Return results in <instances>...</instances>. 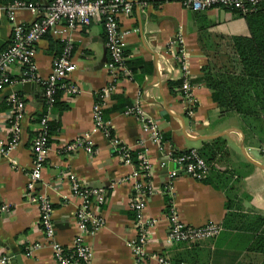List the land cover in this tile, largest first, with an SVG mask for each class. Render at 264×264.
<instances>
[{"label": "crops", "instance_id": "1", "mask_svg": "<svg viewBox=\"0 0 264 264\" xmlns=\"http://www.w3.org/2000/svg\"><path fill=\"white\" fill-rule=\"evenodd\" d=\"M17 1L25 5L16 8L14 18L8 12L0 18V52L12 42L15 24L32 25L53 2ZM129 1L131 13L122 14L119 20L132 76L120 75L115 91L104 96L103 118L110 134L96 126L94 117V106L110 81L103 20L70 29L64 19L56 32H49L36 44L34 62L42 80L50 75L54 58L71 47L70 57L77 69L69 81L81 90L73 98L63 93L66 109L51 112V119L59 120V130L49 142L42 178L36 184V191L52 201L56 241L73 249L80 234L76 212L81 200L72 196L66 177L71 172L86 187L104 189L108 194L105 204L95 206L105 224L87 237L94 252L89 264H135L129 243L138 237L139 229L130 202L141 172L134 161H122L115 140L138 156L145 153L153 167L154 192L145 210L152 222L147 246L151 258L146 264H160L158 256L172 264H264V253L251 250L258 220L264 218V141L258 129L254 132L239 114L225 115L203 80L207 67L214 72L239 70L232 39L250 35L246 18L219 7L193 10L180 0ZM51 39L65 47L51 50ZM186 60L197 101L193 114L180 87L174 86L184 79L182 63ZM10 74L14 83L0 88V139L8 136L11 94L22 97L27 109L20 144L0 155V207H11L9 212H0V248L15 259L21 258V262L14 259V264H57L40 224L39 208L26 203L25 198L34 170L33 140L45 105L44 90L37 82L27 88L18 66L11 67ZM137 100L158 121L162 146L149 139L135 116L126 114ZM86 136L93 152L84 148L70 154L63 151L67 144ZM219 137L226 139L229 154L205 179L192 178L175 161L180 153L200 149ZM172 172H176L173 177ZM174 215L188 226L217 223L224 229L217 238L192 246L170 244L169 223ZM35 244L43 247L27 256L26 250Z\"/></svg>", "mask_w": 264, "mask_h": 264}, {"label": "built area", "instance_id": "2", "mask_svg": "<svg viewBox=\"0 0 264 264\" xmlns=\"http://www.w3.org/2000/svg\"><path fill=\"white\" fill-rule=\"evenodd\" d=\"M183 5L193 10H206L213 7L237 8L243 13L249 12L264 0H180ZM22 1H16L9 6L0 5V18L5 12L14 18L15 10L24 6ZM133 5L129 0H53L42 19L34 22L30 26L15 24L12 34V42L8 47L0 52V85L5 86L14 83L10 69L18 66L21 69V82H37L43 86L45 103L48 105V112L43 116L38 125L36 136L33 140L34 170L28 183L26 193V203L36 205L40 211V224L46 233L49 246L53 249V256L57 264H89L93 257V248L87 241L89 235H94L105 224V220L95 211V206L105 204L108 199L107 191L104 189H92L81 183L77 176L71 172L66 177L71 182L72 196L79 198L81 203L77 209L76 216L79 223L80 234L75 241L73 249H66L55 239V225L53 223L54 207L52 201L45 195L36 191V184L42 178V169L46 162L49 149V138L47 136V124L51 119V110L54 102L53 96L56 90H61L69 98H73L80 93V87L69 81L76 71L77 65L70 57L71 47L67 46L61 56L54 58L50 75L42 80L36 73V44L49 32L58 30L59 24L66 19L70 29L77 26H90L94 21L101 18L103 20L107 35V47L110 59L107 69L110 72V81L101 95V101L94 106L95 124L110 134V129L103 118L106 95L115 91V81L120 75L132 76L128 67L125 52V42L120 28V16L130 14ZM184 71V82L178 88L182 91L183 98L188 102V110L193 114L197 104L191 84V67L186 60L182 63ZM9 120L8 136L0 139V155H7L18 147L22 136V121L26 115L27 103L18 94L13 93L9 97ZM126 114L135 116L142 124L143 131L155 144L162 146L163 134L158 121L151 116L142 106L141 100H137L128 107ZM116 150L124 163H133L130 157V148L114 140ZM84 148L88 152H93V146L89 137L78 138L76 141L67 144L63 151L70 154L78 149ZM264 155V146L261 149ZM140 160L139 179L135 185V194L130 205L136 212V227L139 235L130 241L133 249L135 264H146L149 257L147 246L150 243L149 226L151 220L145 216L148 201L153 195L154 188L151 181L153 171L152 164L145 153L139 152ZM184 172L197 180L205 179L210 173V166L200 155L198 149H192L189 154L175 157ZM176 172L171 173V177ZM11 207L4 204L0 207V212H9ZM223 226L217 223H206L199 226H188L174 215L170 219L168 242L185 243L189 246L202 241L216 238L222 231ZM43 247L42 244H35L26 250L27 256H32L35 251ZM160 264H172L163 256L157 257ZM0 264H14L12 256L4 253L0 248Z\"/></svg>", "mask_w": 264, "mask_h": 264}, {"label": "trees", "instance_id": "3", "mask_svg": "<svg viewBox=\"0 0 264 264\" xmlns=\"http://www.w3.org/2000/svg\"><path fill=\"white\" fill-rule=\"evenodd\" d=\"M16 1L17 0H0V5L9 6ZM225 9L246 18L250 29V35L232 39L235 59L239 67L238 71L228 70V72H214L211 67H207L203 70L205 75L203 80L212 89L213 99L218 103L221 111L225 115L229 113L239 114L245 122L252 127L254 132L256 128L258 129L257 134L260 135L261 140L264 141V3H259L253 10L246 13H243L237 8ZM48 35L49 33L44 37ZM61 44L62 43L59 41H53L51 39V50H55L58 47L64 48L65 45ZM57 53H59V51ZM183 82L184 79L174 83V86L177 84L176 86L180 87ZM1 87H3V85H0V88ZM62 95L63 92L57 89L53 96L54 102L52 105V112L56 109H66L67 106L61 100ZM47 112L48 105L45 103L44 109L40 113L38 119L39 122ZM59 125V120L56 118H52L48 122L46 132L49 142L53 141V137L59 130ZM260 128L262 129L260 130ZM198 150L200 155L209 164L210 170L214 171L222 159L229 154L227 141L224 137L205 142L203 147ZM190 151L180 153L179 155L189 154ZM137 156L138 152H130V157L139 166V161L136 158ZM255 230L256 234L251 244V250L264 253L263 217L258 220Z\"/></svg>", "mask_w": 264, "mask_h": 264}, {"label": "water", "instance_id": "4", "mask_svg": "<svg viewBox=\"0 0 264 264\" xmlns=\"http://www.w3.org/2000/svg\"><path fill=\"white\" fill-rule=\"evenodd\" d=\"M34 83H32V82H27V83H25V86L27 87V88H33L34 87ZM169 164V163H168ZM166 166H167V163H166ZM172 166H174L175 167V165H172ZM172 166H170L171 168H173ZM176 166L178 167V165L176 164ZM13 259H15V257H13ZM15 260H17V261H19V262H21V258L20 257H17V259H15Z\"/></svg>", "mask_w": 264, "mask_h": 264}]
</instances>
